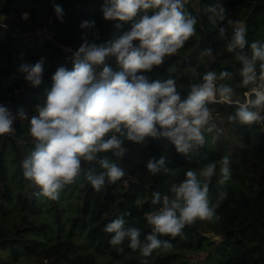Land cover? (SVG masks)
Segmentation results:
<instances>
[{"label": "trees", "instance_id": "16d2710c", "mask_svg": "<svg viewBox=\"0 0 264 264\" xmlns=\"http://www.w3.org/2000/svg\"><path fill=\"white\" fill-rule=\"evenodd\" d=\"M44 1L51 7L47 10L48 19L40 27H46L52 33L50 36L31 33L37 28L31 21H35ZM29 2L36 4L27 9L30 12L27 19L9 21L10 7L19 17L23 0H0V101L19 84L29 83L13 99L14 136H0V251L7 250L13 264L20 258L29 264H264V120L242 124L238 118L231 119L241 107L234 101L243 99L250 86L243 83L245 64L238 56L252 61V44L264 46V0H185L183 11L196 21L194 34L176 53L165 56L161 65L137 73L146 75L149 82L173 80L181 102L188 99L193 88L203 86L205 75L214 73V100L205 103L210 118L199 126L202 144L189 141L190 147L182 153L171 138L162 135L164 130L159 127L157 136L134 142L127 139V129L121 126L122 133L116 135L126 148L123 157L118 158L111 150L98 153L82 170L97 165L100 169L95 175H99L105 171L99 161L106 158L116 163L124 176L115 182L105 177L100 191L89 180L74 185V177L61 187L73 192L72 195L57 196L55 200L44 196L42 189L23 174L22 163L36 144L29 130L38 105L32 103L44 105L55 72L61 66L72 70L75 53L85 40L89 44H109L130 31L131 22L106 20L102 12L106 0ZM57 6L62 10L60 14L55 11ZM221 8L223 20L216 16ZM84 22L91 26L82 27ZM234 27L245 29V44L230 51ZM29 34L34 41L44 43V48L50 47L48 63L39 62L42 75L38 86L26 80L27 73L20 71L22 65L38 63L34 62L37 47H27L22 59H15L16 40H30ZM133 43L138 45L139 41ZM261 63L264 61L256 60L254 64L259 78ZM105 64L114 71L120 70L115 57H106ZM102 68L103 65L97 66V73ZM222 88L231 89L227 99L221 95ZM247 107L256 112L251 103ZM17 112H23L24 116ZM224 157L228 158V180H224L220 171ZM161 158L164 165L160 171L149 172L148 162ZM212 163L216 167L208 182L207 199L210 208L215 206L213 220L185 225L182 236L175 238L154 233L148 216L163 207V197L175 198L172 188L187 179V171L199 177L201 170ZM156 193L161 201L154 204ZM223 193L227 195L222 196ZM69 198L72 201L66 204ZM65 205L66 210H72L71 214H63ZM117 219L123 220V230L139 229L136 249L130 247L127 236L120 244L111 243L116 233L107 232L106 228ZM153 234L159 241L170 243L171 250H164L162 243L161 248L144 256L142 248L149 243L147 236Z\"/></svg>", "mask_w": 264, "mask_h": 264}, {"label": "clouds", "instance_id": "9594fccd", "mask_svg": "<svg viewBox=\"0 0 264 264\" xmlns=\"http://www.w3.org/2000/svg\"><path fill=\"white\" fill-rule=\"evenodd\" d=\"M184 2L106 0L102 6L103 17L106 20L131 22V30L106 45L89 44L85 40L75 53L72 70L63 66L57 69L44 105L37 106L39 115L30 120L29 131L36 144L35 150L22 163L23 174L42 189L44 196L55 200L62 184L71 183L80 172L81 159L91 162L98 153L110 150H116L117 156L122 155V141L116 135L122 133L121 126L127 129V139L134 142L157 136L159 127L164 130L162 135L171 138L177 151L182 153H186L190 147L189 141L203 143L199 126L210 118L205 103L215 96L214 73L205 75L203 86L193 88L192 94L183 102L173 80L149 82L146 75L137 74L161 65L165 56L176 53L194 34L196 21L183 11ZM149 10H152L151 14ZM55 11L60 14L62 10L57 6ZM212 11L215 12V9ZM138 16L139 19H136ZM216 16L223 20L224 9L216 12ZM85 26L91 25L84 22L82 27ZM244 33V28L236 30L230 51L235 46L244 47ZM134 41H139V44L135 45ZM251 47L252 61L238 56L245 64V86L256 81L255 61H264V46L253 43ZM106 57H115L120 70L114 71L107 66ZM100 65L103 68L97 73L96 68ZM260 67V80L264 81V63ZM20 71L27 73L26 80L34 86L41 83L42 63L22 65ZM220 91L227 99L231 89L222 88ZM252 91L256 99L249 103L254 107L264 105V92L256 88ZM20 115L23 117L24 113ZM236 118L242 124L264 120L258 112L249 111L247 105H242L236 116L231 117ZM12 123L10 112L0 106V136L13 131ZM99 162L105 171L87 177L96 191H100L104 185L105 177L115 182L124 176V171L116 163L106 158ZM220 164L221 174L224 180H228V158L224 157ZM163 165V158L150 160L147 168L156 174ZM215 167V163L207 165L199 177L191 170L185 173L187 179L179 187L172 188L175 198L164 196L163 207L156 214L148 216L154 233L175 238L182 236L181 230L185 225H192L197 220H213L215 206L209 207L207 196L208 182L215 173ZM160 201V195L154 194L152 202ZM123 223V220L117 219L107 226V232L116 233L111 243L120 244L127 236L131 241L130 247L136 249L139 246V229L123 230ZM147 240L149 243L142 248L144 256L161 248L162 243L164 250L172 248L167 241H159L155 234L147 236Z\"/></svg>", "mask_w": 264, "mask_h": 264}, {"label": "rangeland", "instance_id": "374dc122", "mask_svg": "<svg viewBox=\"0 0 264 264\" xmlns=\"http://www.w3.org/2000/svg\"><path fill=\"white\" fill-rule=\"evenodd\" d=\"M29 1L30 0H23V6L19 9V17H17V15H15V12L10 7V9H9L10 11L7 14V18L9 19V21L12 20V19H16V20L27 19L29 17V13H30L29 10H27V9L29 8V6L31 4H33V5L36 4V2H29ZM26 2L29 5L26 4V6H24V3H26ZM44 2L40 3V6L42 7V10H41V8L39 9V12L35 16V21H31L32 24L37 27L36 30L34 32H31V33H34V34H36L38 36H43V35L50 36V35H52L51 32H47L46 31V27H40L48 19L46 17L47 10L49 9V7H51L50 4H47L46 2L45 3ZM24 14H26V17L24 16ZM6 26H4V27H6ZM27 36L30 37V40H26L25 38H20V39L16 40V45L18 46V48L16 50V53H15L16 61H19V60L22 59V53L26 50L27 47L35 46V47H37V49L39 51H38V55H37V57H36L34 62L42 61V62H44V64H47L48 63L47 56H48V53L50 52V47L48 45H46V47L44 48V43L42 44L40 42L34 41V37L31 36L30 34L27 35ZM39 104H40V102H38V101L32 103L33 106H37ZM17 113L20 116V113L19 112H17ZM38 115H39V113L36 110L35 112H33L31 118L33 116H38ZM81 163H83V164H81V170L78 173V175L76 176V180L74 182V185H76V186L84 184L88 180L87 177H88L89 174L95 175L97 173L98 169H100V167H97V165H92V166H90L89 168H87V169H85L83 171L82 169L84 167H86L89 164V162L88 161H84L83 159H81ZM72 193L73 192L69 191L68 189L60 188V189L57 190V196L59 198H64L66 196L72 195ZM71 201H72V199L69 198L65 202H66V204H68ZM62 209L64 211L63 214L64 213L65 214L66 213L67 214H71L72 213V210H66V205L64 207L62 206ZM64 220H65V215L63 216V221ZM9 256H10V254H9V252L7 250H1L0 251V261L1 262H7L6 264H13L14 261L11 260ZM17 264H29V263L27 261H24L23 258H20L18 260Z\"/></svg>", "mask_w": 264, "mask_h": 264}, {"label": "built area", "instance_id": "2783aa9c", "mask_svg": "<svg viewBox=\"0 0 264 264\" xmlns=\"http://www.w3.org/2000/svg\"><path fill=\"white\" fill-rule=\"evenodd\" d=\"M3 26H6V25H3ZM236 30H237V27H234L233 31H236ZM255 74H256L255 83H249L250 86L244 92V98L239 100V101H234L235 104H237L239 106L250 105L249 101H254L256 99V94H255V92L252 91L254 88H256L258 91L264 92V81L260 80L256 70H255ZM28 87H29V83L28 82L21 83L17 87L13 88L8 93V96L6 98H4V99H2L0 101V106L5 107L10 112L12 120H13V123L11 125L13 131L10 132V133L4 134L6 136L13 137L14 134H15L16 112H15V108H14V104H13V99L16 98L17 96H19L20 94H22ZM221 99H223V98H221ZM256 112H258L261 117H264V105L256 107ZM118 139H120L119 136H118ZM121 149H123V154L120 155V156H117L115 154L116 150H111V152H112L113 155L117 156L118 158H122L124 153H125V151H126V148L122 144V142H121Z\"/></svg>", "mask_w": 264, "mask_h": 264}, {"label": "water", "instance_id": "95a60500", "mask_svg": "<svg viewBox=\"0 0 264 264\" xmlns=\"http://www.w3.org/2000/svg\"><path fill=\"white\" fill-rule=\"evenodd\" d=\"M222 100H224V99H222Z\"/></svg>", "mask_w": 264, "mask_h": 264}]
</instances>
